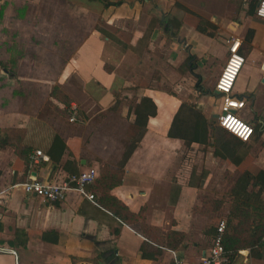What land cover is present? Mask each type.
I'll use <instances>...</instances> for the list:
<instances>
[{
	"label": "crops",
	"instance_id": "0c3cea01",
	"mask_svg": "<svg viewBox=\"0 0 264 264\" xmlns=\"http://www.w3.org/2000/svg\"><path fill=\"white\" fill-rule=\"evenodd\" d=\"M250 2L0 0V247L10 250L0 252V264H174L173 252L184 264L201 262L248 164L215 156L210 126L207 144L168 133L182 103L217 122L215 84L237 36L246 60L234 86L246 102L238 115L264 125V20L247 15ZM176 3L214 23L220 36L199 33ZM189 56L209 95L195 90L190 72L179 73ZM55 87L83 121H71L51 96ZM248 145L247 171L264 172V131ZM36 151L49 160L34 162ZM89 169L97 172L88 187L95 202L71 190L63 202L45 204L22 188ZM110 171L122 182L107 193ZM206 195L222 204L218 213L207 212ZM110 196L135 222L109 209ZM226 264H264V248L239 250Z\"/></svg>",
	"mask_w": 264,
	"mask_h": 264
},
{
	"label": "trees",
	"instance_id": "16d2710c",
	"mask_svg": "<svg viewBox=\"0 0 264 264\" xmlns=\"http://www.w3.org/2000/svg\"><path fill=\"white\" fill-rule=\"evenodd\" d=\"M258 1L259 0H251L247 15L253 16L255 14ZM107 5L117 6L120 5V3H108ZM175 5L186 13L188 20L199 33L211 38L215 36L218 27L214 23L197 15L179 3ZM248 38L250 39V35ZM194 63L195 58L189 56L178 70L190 72L197 80L194 86L195 90L202 95H209L210 92L205 90L201 84V77L195 73L196 66ZM51 96L65 105V112L68 113L70 119H74V121L77 122L83 121L82 112L78 108H70V98L67 97L59 87L53 88ZM155 109L154 107V114L156 113ZM250 125L254 129L255 135H260L261 132L264 131V125L260 123L255 126L252 124ZM209 126L212 132V138L215 136L214 143H212L215 150L214 155L230 161V163L235 166L240 165L241 168H243L248 164V167L249 163L252 161V158L249 157V142L246 143L241 141L233 134L220 127L217 122L208 124L206 118L202 114V110L199 108L189 107L187 104L182 103L174 116L168 135L172 138L184 140L189 145L194 141L200 144H207L209 143ZM57 146H59L61 150H64L65 145H63L62 142H58ZM246 168L241 171V175L232 190V194L235 198L230 206L228 219L225 220L226 231L223 238V247L227 258L237 254L239 250L251 249V252H255L264 248L261 244V240L264 236V202L260 198L264 193V172L261 171L254 175L247 171ZM109 174L107 175L109 182L107 185V193L122 182V173L120 171H110ZM249 185H252L255 189L258 187L257 193H249L247 191ZM110 199L112 207H109V209L117 217L124 222H135V216L129 213L128 209L122 203L111 196ZM203 200L205 204L207 203L211 207L213 212L218 213L221 210L222 204L217 203L216 200L209 197L203 198ZM233 219L239 220V223L233 225ZM174 236L180 238L182 235L174 234ZM167 247L171 249L175 248L170 243L167 244ZM141 250L143 252L147 251L146 246H142Z\"/></svg>",
	"mask_w": 264,
	"mask_h": 264
},
{
	"label": "built area",
	"instance_id": "2783aa9c",
	"mask_svg": "<svg viewBox=\"0 0 264 264\" xmlns=\"http://www.w3.org/2000/svg\"><path fill=\"white\" fill-rule=\"evenodd\" d=\"M255 16L264 20V0H259L255 8ZM229 57L219 75L215 90L219 92L222 98L221 110L217 118L218 125L227 130L235 137L243 142H250L254 136L253 127L243 120L238 112L245 108V100L234 96V86L245 65V57L241 53V42L239 40H230L228 44ZM264 66V63H263ZM74 121V119H71ZM41 157L44 161H48V157L43 155L41 151H36L32 158L34 162H38ZM97 177L95 169H89L85 172L69 174L59 182H45L33 179L30 182L22 184L25 192L38 197L45 204H53L63 202L71 190L79 193L83 198L95 202V196L88 191ZM3 191L0 190V200ZM226 231L225 219L219 221L216 226V233L212 239V244L208 252L203 256L199 264H226L225 250L223 247V238ZM264 246V236L261 240ZM10 250L0 247V252H8ZM174 264H184L175 252Z\"/></svg>",
	"mask_w": 264,
	"mask_h": 264
},
{
	"label": "rangeland",
	"instance_id": "374dc122",
	"mask_svg": "<svg viewBox=\"0 0 264 264\" xmlns=\"http://www.w3.org/2000/svg\"><path fill=\"white\" fill-rule=\"evenodd\" d=\"M219 27H218V30L216 31V33H215V38L216 37H219L220 35H219ZM239 38H240V36H237L236 37V39H238L239 40ZM243 70V69H242ZM179 71V70H178ZM242 72V71H241ZM179 73L181 74V75H183V74H185L186 72H182V71H179ZM240 74H242V73H240ZM239 77V76H238ZM142 81V85H146L147 86V83L145 82V80H143L142 78L140 79V81H139V84H140V82ZM182 84H183V86L185 87V88H187L188 86H189V78H188V81L187 80H184L183 82H182ZM183 89V88H182ZM217 124H218V122H217ZM254 135H255V133H254ZM214 138H215V136H214ZM214 138H213V143H214ZM214 152H215V150H214ZM214 152H213V154H214ZM206 197H209V196H207L206 195ZM209 198H211V199H214V197H209ZM204 201V200H203ZM209 206V205H208ZM211 211V207L209 206L208 208H207V212L208 211ZM221 220H223V218H219L218 220H217V222H216V225L219 223V221H221Z\"/></svg>",
	"mask_w": 264,
	"mask_h": 264
},
{
	"label": "water",
	"instance_id": "95a60500",
	"mask_svg": "<svg viewBox=\"0 0 264 264\" xmlns=\"http://www.w3.org/2000/svg\"><path fill=\"white\" fill-rule=\"evenodd\" d=\"M215 92H216L217 94H219V92H218V91H216V90H215ZM54 170H55V168H53V170H52V173L54 172Z\"/></svg>",
	"mask_w": 264,
	"mask_h": 264
}]
</instances>
